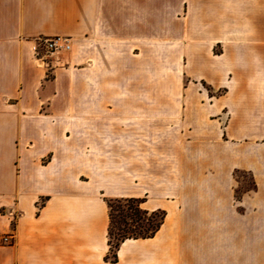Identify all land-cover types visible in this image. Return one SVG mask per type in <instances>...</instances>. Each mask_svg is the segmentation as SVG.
<instances>
[{
	"label": "crops",
	"instance_id": "crops-1",
	"mask_svg": "<svg viewBox=\"0 0 264 264\" xmlns=\"http://www.w3.org/2000/svg\"><path fill=\"white\" fill-rule=\"evenodd\" d=\"M115 198L165 215L112 260ZM0 234V264H264V0H0Z\"/></svg>",
	"mask_w": 264,
	"mask_h": 264
},
{
	"label": "trees",
	"instance_id": "trees-1",
	"mask_svg": "<svg viewBox=\"0 0 264 264\" xmlns=\"http://www.w3.org/2000/svg\"><path fill=\"white\" fill-rule=\"evenodd\" d=\"M141 202L142 199L140 198L106 200L109 209L108 241L112 252V260L115 259L114 251L120 241L126 238L150 237L159 229L165 215L164 211L149 212L140 206ZM154 216H158L156 221L152 219ZM113 227L117 230L114 243L110 240Z\"/></svg>",
	"mask_w": 264,
	"mask_h": 264
},
{
	"label": "built area",
	"instance_id": "built-area-1",
	"mask_svg": "<svg viewBox=\"0 0 264 264\" xmlns=\"http://www.w3.org/2000/svg\"><path fill=\"white\" fill-rule=\"evenodd\" d=\"M71 48V38L64 35H39L33 38L32 53L34 59L45 67H49L48 59L54 54L66 52ZM11 234H0V243L9 244Z\"/></svg>",
	"mask_w": 264,
	"mask_h": 264
},
{
	"label": "rangeland",
	"instance_id": "rangeland-1",
	"mask_svg": "<svg viewBox=\"0 0 264 264\" xmlns=\"http://www.w3.org/2000/svg\"><path fill=\"white\" fill-rule=\"evenodd\" d=\"M237 177L240 180V183H239L238 188H237L238 191H241L244 187H250L251 186V182H250L249 178L247 177V175H245L243 173H238ZM114 214L116 215L115 212H114ZM152 219L154 221H156L158 219V216H154ZM116 233H117V230L113 227L112 228V236L110 239L111 242H113V243L116 241V237H117Z\"/></svg>",
	"mask_w": 264,
	"mask_h": 264
}]
</instances>
